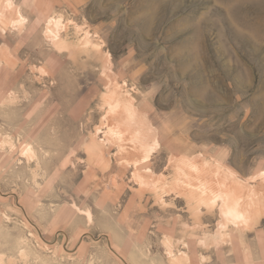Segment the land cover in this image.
I'll return each instance as SVG.
<instances>
[{
	"label": "rangeland",
	"instance_id": "rangeland-1",
	"mask_svg": "<svg viewBox=\"0 0 264 264\" xmlns=\"http://www.w3.org/2000/svg\"><path fill=\"white\" fill-rule=\"evenodd\" d=\"M264 0H0V264H264Z\"/></svg>",
	"mask_w": 264,
	"mask_h": 264
},
{
	"label": "crops",
	"instance_id": "crops-1",
	"mask_svg": "<svg viewBox=\"0 0 264 264\" xmlns=\"http://www.w3.org/2000/svg\"><path fill=\"white\" fill-rule=\"evenodd\" d=\"M260 247L264 248V241H261V243H259Z\"/></svg>",
	"mask_w": 264,
	"mask_h": 264
}]
</instances>
